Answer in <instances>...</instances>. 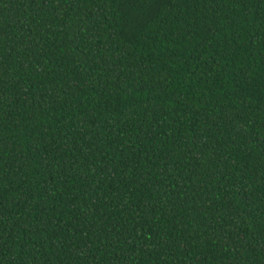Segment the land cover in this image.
<instances>
[{
	"label": "trees",
	"instance_id": "trees-1",
	"mask_svg": "<svg viewBox=\"0 0 264 264\" xmlns=\"http://www.w3.org/2000/svg\"><path fill=\"white\" fill-rule=\"evenodd\" d=\"M0 264H264V0H0Z\"/></svg>",
	"mask_w": 264,
	"mask_h": 264
}]
</instances>
